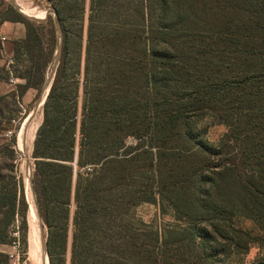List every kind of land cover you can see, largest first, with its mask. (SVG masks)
<instances>
[{
	"label": "trees",
	"instance_id": "1",
	"mask_svg": "<svg viewBox=\"0 0 264 264\" xmlns=\"http://www.w3.org/2000/svg\"><path fill=\"white\" fill-rule=\"evenodd\" d=\"M32 1L41 22L0 0V25L25 27L11 72L0 40V85L22 81L0 105L37 99L61 44L30 176L50 264H264V0ZM13 123L0 111L10 150ZM27 200L0 179V264L28 254Z\"/></svg>",
	"mask_w": 264,
	"mask_h": 264
},
{
	"label": "rangeland",
	"instance_id": "2",
	"mask_svg": "<svg viewBox=\"0 0 264 264\" xmlns=\"http://www.w3.org/2000/svg\"><path fill=\"white\" fill-rule=\"evenodd\" d=\"M20 3L25 4L28 8L33 9L36 14L38 12H48L42 7L36 6L32 0H17ZM29 18H38V16H27ZM51 77V73L49 78ZM44 92V90H43ZM41 93L46 95V93ZM40 95V96H41ZM39 96V97H40ZM43 96V97H44ZM39 97L36 99V93H33L31 99H26L25 101H12L11 98H8L2 102L0 105V111L5 118H11L15 120L13 123V128L16 129L17 135V143L14 144V148L10 150L6 144L9 141V138L5 137V135L0 136V179L7 178L8 176H19L23 178L24 182V189L26 198L28 199L29 194L33 197V193L30 187V181L27 178V170L29 176H31L32 172V165H33V144L36 137V133L34 134V139H32L27 145L28 155L26 156L25 153L22 152L21 149V142L25 138L26 130L30 126L32 132L33 129H37L42 121L43 116V105L38 107ZM30 102V103H29ZM34 110H36L34 112ZM205 126L209 127L208 137L212 142H217L219 138L226 132V128L223 126H217L211 123L210 120H206L204 122ZM34 133V132H33ZM32 133V134H33ZM31 134V132H30ZM10 151L14 152V155L10 153ZM85 172H92L88 171L87 169L84 170ZM28 184V186H27ZM28 196V197H27ZM28 201V200H27ZM34 207L35 201L33 199ZM29 216H28V236L31 233V211H30V203H29ZM36 219L33 221L35 225V229L37 230L35 238H39L38 244H35L33 249L34 253L31 256L29 253V245H28V254L26 256L20 255L21 249L17 245H10L8 247H2L1 250L4 253H8L13 256L14 264H50L49 256L47 252V229L43 225L41 219L37 215L36 209L34 211ZM135 214L137 217L142 218L145 222L153 223L157 227H163L167 224H174V219L169 215L161 214L158 205H150L145 204L139 206L135 210ZM38 219V220H37ZM2 220V214H0V222ZM37 220V221H36ZM20 224V218L16 217L13 221L12 225L7 229L8 236H16V232L18 230V225ZM244 225L246 227L249 226V223L245 222ZM40 231V232H39ZM72 231L70 230V238H69V246L71 242ZM44 246V247H43ZM45 250V251H44ZM36 252V253H35ZM69 252V251H68ZM259 252L257 249H253L250 255L247 257V261H251L258 256ZM69 255V254H68ZM18 258H23L21 262Z\"/></svg>",
	"mask_w": 264,
	"mask_h": 264
},
{
	"label": "crops",
	"instance_id": "3",
	"mask_svg": "<svg viewBox=\"0 0 264 264\" xmlns=\"http://www.w3.org/2000/svg\"><path fill=\"white\" fill-rule=\"evenodd\" d=\"M0 32L7 38V40L3 43L5 54L4 59L2 60V63L6 64L8 58H13L14 50L12 40L24 37L25 27L20 23L5 22L0 25ZM21 82V80L17 81V83ZM14 90L15 84L3 83L0 85V95H5ZM33 93L37 94L35 90H30L23 98V101H25L26 99H31Z\"/></svg>",
	"mask_w": 264,
	"mask_h": 264
},
{
	"label": "bare ground",
	"instance_id": "4",
	"mask_svg": "<svg viewBox=\"0 0 264 264\" xmlns=\"http://www.w3.org/2000/svg\"><path fill=\"white\" fill-rule=\"evenodd\" d=\"M16 4H17V10L20 12V13H22L23 15H25V16H38V17H42V16H45V15H47L45 12H38L39 14L37 15L36 14V12L33 10V9H30V8H28L25 4H23V3H20V2H16ZM49 78V77H48ZM47 91H48V88H47V90H46V94H47ZM45 97V96H44ZM44 97L42 98V99H44ZM43 105V102H41L40 104H39V106L38 107H40V106H42ZM34 131V133L32 132V130H31V128H30V126L27 128V130H26V134H25V138H24V140H22V142H21V149H22V152L23 153H25L26 154V156L28 155V151H27V145H28V143L32 140V139H34V134L36 133V128L35 129H33ZM30 132H31V134H30ZM33 133V134H32ZM27 178L30 180V176H29V174H28V170H27ZM25 182V181H24ZM26 183V182H25ZM25 185V184H24ZM30 185V184H29ZM27 186H28V184H27ZM28 197V196H27ZM33 197H31V195L29 194V197H28V202L30 203V211H31V219L34 221L35 219H36V216H35V213H34V211H35V207H34V203H33ZM38 220V219H37ZM36 220V221H37ZM33 221H31L32 223H30L31 224V233L29 234V236H28V245H29V253L31 254V256L33 255V253H34V249H33V247H34V245L35 244H38V242H39V238H35V237H37L36 235V232H37V230L35 229V225L33 224ZM40 232V231H39ZM44 247V246H43ZM45 251V250H44ZM36 253V252H35Z\"/></svg>",
	"mask_w": 264,
	"mask_h": 264
},
{
	"label": "water",
	"instance_id": "5",
	"mask_svg": "<svg viewBox=\"0 0 264 264\" xmlns=\"http://www.w3.org/2000/svg\"><path fill=\"white\" fill-rule=\"evenodd\" d=\"M10 2H11V4H12L15 8H17V4H16L17 0H10ZM27 18H29V17H27ZM29 19H31V20H33V21H36V22H41V21H39V20H37V19H33V18H29ZM61 49H62V46H61V44H60L59 47H58V50H57V56H56V60H55V67H54V70H53V72H52L51 77L48 78L47 82L45 83V86H44V89H43V90H44L43 93H45L46 90H47V88H48L47 94L45 95L44 99H42L43 96H44V94H42V95L39 97V103H38L37 106H39V104H40L41 102H43V105H44V103H45V101H46V98H47L48 92H49V90H50V86H51L52 80H53L54 75H55V71H56L57 66H58V61H59V57H60V54H61ZM35 111H36V110H34V112H35ZM29 181H30V187H31V190H32V193H33V198H34L35 205H36L35 193H34V190H33V188H32V185H31V180H29Z\"/></svg>",
	"mask_w": 264,
	"mask_h": 264
},
{
	"label": "built area",
	"instance_id": "6",
	"mask_svg": "<svg viewBox=\"0 0 264 264\" xmlns=\"http://www.w3.org/2000/svg\"><path fill=\"white\" fill-rule=\"evenodd\" d=\"M46 14H48V12H46ZM0 40H1V42L2 43H4L6 40H7V38L0 32ZM5 53H4V49H3V55H4ZM13 64V58H8L7 59V61H6V66H7V68H8V70H10V66ZM10 72H11V70H10ZM17 79H14V78H12L11 79V84H16L17 83ZM13 136V132H7L6 134H5V137H7V138H11ZM85 169H87L88 171H92V169H93V167L92 166H88L87 168H85ZM17 235V234H16ZM12 256V255H11ZM13 257V256H12Z\"/></svg>",
	"mask_w": 264,
	"mask_h": 264
}]
</instances>
